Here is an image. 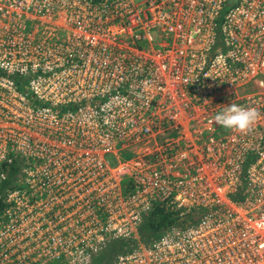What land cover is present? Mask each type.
<instances>
[{
	"label": "built area",
	"instance_id": "1",
	"mask_svg": "<svg viewBox=\"0 0 264 264\" xmlns=\"http://www.w3.org/2000/svg\"><path fill=\"white\" fill-rule=\"evenodd\" d=\"M8 175L0 264H264V0H0Z\"/></svg>",
	"mask_w": 264,
	"mask_h": 264
},
{
	"label": "trees",
	"instance_id": "2",
	"mask_svg": "<svg viewBox=\"0 0 264 264\" xmlns=\"http://www.w3.org/2000/svg\"><path fill=\"white\" fill-rule=\"evenodd\" d=\"M11 187L8 183L0 184V212L3 209L2 197L9 191ZM180 211L168 208L165 205L157 206L144 220L139 229V239L141 242L148 244L157 238L168 227L178 223L180 220ZM138 241L118 240L111 244L109 251L101 254L92 264H111L115 257L125 251H130L136 247Z\"/></svg>",
	"mask_w": 264,
	"mask_h": 264
},
{
	"label": "clouds",
	"instance_id": "3",
	"mask_svg": "<svg viewBox=\"0 0 264 264\" xmlns=\"http://www.w3.org/2000/svg\"><path fill=\"white\" fill-rule=\"evenodd\" d=\"M259 115L255 108H246L231 103L230 106L224 107L220 113H217L213 119L215 123L227 130L246 133L257 122Z\"/></svg>",
	"mask_w": 264,
	"mask_h": 264
},
{
	"label": "rangeland",
	"instance_id": "4",
	"mask_svg": "<svg viewBox=\"0 0 264 264\" xmlns=\"http://www.w3.org/2000/svg\"><path fill=\"white\" fill-rule=\"evenodd\" d=\"M128 159L130 158V157H127ZM0 179H1V177H0ZM8 183V185H10L11 184V175H8V180L7 181H4V182H2V184L3 183Z\"/></svg>",
	"mask_w": 264,
	"mask_h": 264
},
{
	"label": "water",
	"instance_id": "5",
	"mask_svg": "<svg viewBox=\"0 0 264 264\" xmlns=\"http://www.w3.org/2000/svg\"><path fill=\"white\" fill-rule=\"evenodd\" d=\"M235 2V0H231V3Z\"/></svg>",
	"mask_w": 264,
	"mask_h": 264
}]
</instances>
